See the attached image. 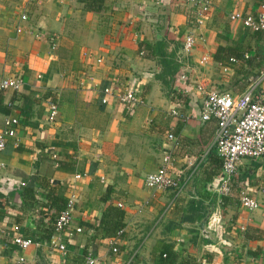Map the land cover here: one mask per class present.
<instances>
[{
	"label": "crops",
	"instance_id": "1",
	"mask_svg": "<svg viewBox=\"0 0 264 264\" xmlns=\"http://www.w3.org/2000/svg\"><path fill=\"white\" fill-rule=\"evenodd\" d=\"M211 2L196 28L184 0H0V80L23 81L0 92V135L5 120L18 121L0 154V264H84L89 252L97 264H264V158L240 161L222 194L217 123L200 119L196 91L201 84L235 97L264 69V31L229 20L256 14L264 0ZM189 34L195 45L180 61ZM219 48L225 64L215 60ZM104 87H130L141 104H102ZM166 153L178 194L144 183ZM242 191L257 209L240 205ZM68 200L72 223L57 234L51 216ZM108 206L123 212L120 238L99 225ZM209 208L215 241L198 229ZM15 236L39 245L21 250Z\"/></svg>",
	"mask_w": 264,
	"mask_h": 264
},
{
	"label": "built area",
	"instance_id": "2",
	"mask_svg": "<svg viewBox=\"0 0 264 264\" xmlns=\"http://www.w3.org/2000/svg\"><path fill=\"white\" fill-rule=\"evenodd\" d=\"M184 4L193 10L194 25L200 28L205 24L211 9V0H184ZM25 19V17H22ZM231 22L238 21L244 28L252 32L264 31V5L256 14H242L234 12L229 15ZM196 37L189 34L185 37L182 44L180 61L182 57H188L194 48ZM51 49H55V38H50ZM206 61L203 57L200 63ZM187 73L180 75L181 80H186ZM23 86L22 78L16 77L11 79L0 80V92L6 89L18 91ZM196 91L202 95L201 115L203 122L214 119L217 123L215 131V150L221 160L222 171V187L220 192L227 194L229 192V183L237 176L238 164L242 160L257 161L264 158V69L259 72L257 77L250 82L249 87L240 95L232 96L228 93H219L213 90H207L203 85L197 84ZM104 97L102 104H106L110 99H114L117 103L124 106L128 111H132L141 104L132 88H124L121 90L111 87L102 89ZM177 115L176 112H171ZM57 116V106L49 105V119L54 120ZM18 123L16 119H7L4 122V129L0 135V154L6 147L7 138L15 135L14 127ZM168 140L176 141V137L169 133ZM173 157L170 153H166L161 158L159 167L145 177V186L151 190L166 191L171 190L176 194L182 191L180 181L172 175ZM76 178H80L79 175ZM260 192L264 194V189ZM240 205L252 211L258 208L259 203L253 197L249 196L246 191L239 194ZM73 201L68 200L65 210L61 211L54 223V230L60 234L70 227L72 223L71 209ZM76 232H81L80 228ZM12 243L21 250H26L32 245H39L30 238H22L15 236ZM49 246L66 252V247L61 244L58 237H51L48 241ZM1 245V240H0ZM112 252L116 253V240L111 242ZM23 262V258L18 260V264ZM98 261L94 255L89 252L85 256L84 264H97ZM231 264H237L236 262Z\"/></svg>",
	"mask_w": 264,
	"mask_h": 264
},
{
	"label": "trees",
	"instance_id": "3",
	"mask_svg": "<svg viewBox=\"0 0 264 264\" xmlns=\"http://www.w3.org/2000/svg\"><path fill=\"white\" fill-rule=\"evenodd\" d=\"M97 1L101 2V0H97ZM100 4L101 3H99L95 6L98 10L100 9ZM224 51H226V48H219L217 50V54L215 57V60L221 62L222 64H225V61L223 59L220 60L218 55H221V53H223ZM236 57H238V55L234 54L233 58H236ZM220 165H221V161H220ZM66 206H67V201L62 202V206L58 207L56 212L51 216V220H52L53 225H54L55 220H56L57 216L59 215V213L61 211L65 210ZM122 218H123V212L121 210H119L118 208L112 207V206H108L107 209L105 210V212L103 213V215L100 219V222H99V225L102 228V230L104 231V234L111 236V237L113 236V238H120L123 234L122 233L123 232L122 231L123 230ZM53 228H54V226H53ZM247 230L251 231L254 229L248 228ZM245 238L247 240H251L253 238V235H251V233H249V232H246ZM170 253H172V252L170 251L168 255L166 254V257H171ZM179 264H188V262L183 260V261L179 262Z\"/></svg>",
	"mask_w": 264,
	"mask_h": 264
},
{
	"label": "water",
	"instance_id": "4",
	"mask_svg": "<svg viewBox=\"0 0 264 264\" xmlns=\"http://www.w3.org/2000/svg\"><path fill=\"white\" fill-rule=\"evenodd\" d=\"M212 210H213L212 208H209V209L206 210V213H205L204 217L201 219L200 223L198 224V229L200 230L201 236L204 239H207V240H210V241H215L217 239H214L212 237V234H211V232H210V230L208 229V226H207V222L210 219Z\"/></svg>",
	"mask_w": 264,
	"mask_h": 264
}]
</instances>
